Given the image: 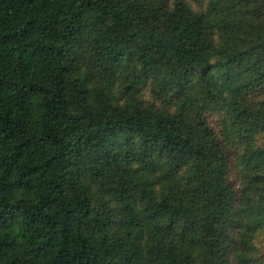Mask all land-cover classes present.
I'll return each instance as SVG.
<instances>
[{"label":"trees","instance_id":"16d2710c","mask_svg":"<svg viewBox=\"0 0 264 264\" xmlns=\"http://www.w3.org/2000/svg\"><path fill=\"white\" fill-rule=\"evenodd\" d=\"M263 133L264 0H0V264H255Z\"/></svg>","mask_w":264,"mask_h":264},{"label":"rangeland","instance_id":"374dc122","mask_svg":"<svg viewBox=\"0 0 264 264\" xmlns=\"http://www.w3.org/2000/svg\"><path fill=\"white\" fill-rule=\"evenodd\" d=\"M172 1V0H170ZM192 8L196 9L197 11H204L208 0H183ZM117 78L114 81V84L110 88V92L114 98L118 99V103H124L125 100L128 99L129 96H133L134 98L143 101L144 103H151L154 106H161L164 104L160 99L156 98L151 90V87L148 83L143 82L139 84L136 82L135 87H131V80L129 78H125L122 74L116 73ZM91 85L95 89H100L105 87V82L97 76V78L92 79ZM129 86L131 94H126L128 91L124 90V87ZM206 120L209 126L213 129V131L218 135L219 138H228L225 142V150L228 154V162L230 164V173L229 179L234 183V186L239 189L242 181V176L239 171V167L236 165L237 163V156L241 153L242 145L239 141H236L234 137L228 133V129L225 126V122L223 116L218 111H211L206 113ZM255 142L258 146L264 147V133L260 134L256 137ZM253 251H251V257L253 258V263L255 264H264V228L257 231L253 240Z\"/></svg>","mask_w":264,"mask_h":264}]
</instances>
